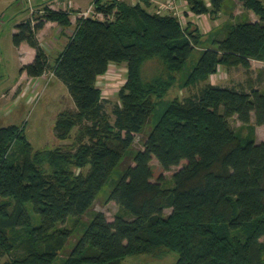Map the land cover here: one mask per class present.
Masks as SVG:
<instances>
[{"label": "trees", "instance_id": "1", "mask_svg": "<svg viewBox=\"0 0 264 264\" xmlns=\"http://www.w3.org/2000/svg\"><path fill=\"white\" fill-rule=\"evenodd\" d=\"M186 1L197 14L209 10L204 0ZM225 1L211 0L213 11L221 10ZM241 2L259 19L228 24L214 46L199 54L192 79L207 77L219 64L249 69L251 59H264V2ZM95 4L106 18L79 17L76 33L53 66L74 105L60 113L57 133L64 139L74 125L80 126L79 164L90 168L71 177L44 174L33 163L25 138L7 154L17 129L0 127V197L16 200L11 213L2 212L0 205V259L19 247L9 232L29 224L26 203L31 202L41 222L21 241L22 256L4 264H51L73 237L57 222L81 220L120 168L109 198L125 215L110 221L96 212L63 264H119L125 256L160 247L176 250L177 264H264V140L239 141L230 122L236 115L251 127L253 118L263 125L264 92L253 84L248 89L209 83L183 102L170 103L153 121V100L138 84L140 61L159 56L169 68L181 70L200 45L201 34L184 28L172 13L150 11L151 0ZM43 9L35 19L19 22L13 33L16 46L26 41L36 50L34 60L20 69L33 78L51 68L38 32L48 21L72 24L69 10ZM111 62L128 68L113 122L97 84ZM136 134H143V147L133 150ZM154 157L165 170L180 166L171 187L163 177L153 180ZM166 208L172 209L168 217ZM240 229L246 231L245 241L231 237Z\"/></svg>", "mask_w": 264, "mask_h": 264}, {"label": "rangeland", "instance_id": "2", "mask_svg": "<svg viewBox=\"0 0 264 264\" xmlns=\"http://www.w3.org/2000/svg\"><path fill=\"white\" fill-rule=\"evenodd\" d=\"M83 8H88L95 0H81ZM108 1V0H101ZM128 3H136L139 0H126ZM136 1V2H135ZM167 1V0H163ZM209 10L204 14L193 12L186 0H175L178 5L175 9H164L157 3H152L150 11L172 13L179 18L184 28L197 30L201 34V43L195 50L188 64L181 70H173L159 57L144 58L138 67V84L145 89L147 96L151 97L155 107L153 121H156L170 103L183 102L186 98L198 94L209 83L229 86L246 87L253 84L264 92V59H251L249 69L243 66H227L219 64L216 72L207 77L194 80L190 73L199 54L206 47L214 46L213 41L222 37L227 30V25L242 20H251L249 10L245 9L241 0H226L219 11H213L211 0H204ZM264 2V0H263ZM50 5L55 9H67L70 11L72 24L65 26L64 32L54 33L49 29L42 37L43 42L50 51L51 68L48 74L38 79L25 77L17 89L13 92L12 86L20 77V57L13 42V29L28 15L35 19L41 13L40 9ZM33 9V11H32ZM82 10L77 9L70 0H47L35 4L34 0H0V127H16L11 145L7 154L18 149L22 143L21 137L31 144L33 163L44 174H53L57 177L86 174L90 165L80 166L79 135L80 126L74 125L69 136L60 138L57 133V124L60 113L67 108H73V101L66 86L55 75L53 65L59 50H63L69 37L78 29L77 19ZM253 17L258 16L253 12ZM59 35V39L50 37ZM128 68L126 63L111 62L108 70L98 78V87L105 99V108L114 120L113 108L120 103V90L127 82ZM231 125L236 132L239 141L264 140V124L256 125L253 118L251 127L242 123L236 115L230 118ZM15 125V126H14ZM143 134H136L133 150L143 147ZM126 161H130L127 158ZM153 180L163 177L165 186L173 185V174L180 166H172L165 170L154 157L151 161ZM120 168L116 170L107 181L106 185L97 195L92 209L77 221L70 217L66 223H58L57 227L67 228L73 232L72 242L61 250L51 264H63L68 256L74 241L86 229L87 222L96 212H103L107 219L112 221L117 215H125L114 200L109 198V192L119 178ZM16 200L14 197L1 198L2 212L11 213ZM29 215V224L23 228H17L9 232L11 241L16 247L11 253H7L0 259V264L7 260H14L23 254L21 241L30 235V228L40 224V215L33 211L31 202L26 203ZM171 208L165 209V216H170ZM248 233V232H247ZM231 237L245 241L247 234L245 229L233 231ZM260 254L264 262V235L260 238ZM179 253L166 247H160L151 252H141L123 257L119 264H177Z\"/></svg>", "mask_w": 264, "mask_h": 264}, {"label": "crops", "instance_id": "3", "mask_svg": "<svg viewBox=\"0 0 264 264\" xmlns=\"http://www.w3.org/2000/svg\"><path fill=\"white\" fill-rule=\"evenodd\" d=\"M44 1H47V0H34L35 4H40ZM71 3L73 5H76L77 9H79L80 11H84L86 8H83L82 6V1L81 0H70ZM248 12H251V10H249ZM29 18V15L24 18L27 19ZM250 19L255 21L257 20L256 18L253 17V12L250 13ZM72 22V20H71ZM49 29H53L54 30V33L53 34H57L59 32H64V29L65 27L64 26H61L60 24H58L57 22L55 21H48L45 26L43 27V29H41L39 32H38V38L41 42V44L45 47L46 51H47V54H48V57H49V63H50V60H51V55H50V51L49 49L47 48V46L45 45V43L43 42V35L49 30ZM17 31L16 27H14L13 29V33H15ZM50 37H54L56 40L59 39V35H50ZM70 39V37H69ZM69 41V40H68ZM67 41V42H68ZM66 42V44H67ZM16 46V45H15ZM17 50H18V53H19V57H20V63H21V67L24 65V64H28V63H31L34 58H35V55H36V50L34 47H32L28 42L24 41L22 42L19 46H16ZM65 48V47H64ZM64 50V49H63ZM62 50V51H63ZM61 50H59V52L57 53L56 57H55V64H56V60L58 59V56L59 54L62 52ZM54 64V65H55ZM53 65V66H54ZM29 78V79H36V78H33L31 76H29L25 71L21 72L20 71V77L17 79V82L12 86L11 89H13V92L15 91V89H17V87L19 86V84L21 83V81L25 78Z\"/></svg>", "mask_w": 264, "mask_h": 264}, {"label": "built area", "instance_id": "4", "mask_svg": "<svg viewBox=\"0 0 264 264\" xmlns=\"http://www.w3.org/2000/svg\"><path fill=\"white\" fill-rule=\"evenodd\" d=\"M136 2V1H135ZM151 2L152 3H157V4H159L161 7H163L164 9H175V8H177L178 7V5L175 3V0H167V1H163V0H151ZM50 6V5H49ZM51 8H53L52 6H50ZM55 9V8H54ZM32 11H33V9H32ZM44 9L42 8V9H40L39 10V12L41 13V14H43L44 13ZM87 16H93V17H97V18H100V19H105L106 17H105V15L101 12V11H99V10H97V7H96V4H95V2L93 3V4H91L87 9H85L84 11H82V13H81V16L80 17H87ZM110 17V16H109ZM108 17V18H109ZM48 74V72H46L44 75H42V76H45V75H47ZM41 76V77H42ZM38 78H40V77H38ZM38 78H36V79H38Z\"/></svg>", "mask_w": 264, "mask_h": 264}]
</instances>
